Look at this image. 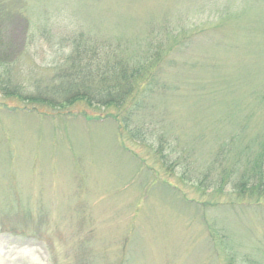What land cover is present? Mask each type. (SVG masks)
Returning a JSON list of instances; mask_svg holds the SVG:
<instances>
[{"label": "rangeland", "instance_id": "obj_1", "mask_svg": "<svg viewBox=\"0 0 264 264\" xmlns=\"http://www.w3.org/2000/svg\"><path fill=\"white\" fill-rule=\"evenodd\" d=\"M81 32L172 49L134 118L0 94V264H264V197L231 183L264 141V0H0V78L32 92Z\"/></svg>", "mask_w": 264, "mask_h": 264}, {"label": "trees", "instance_id": "obj_2", "mask_svg": "<svg viewBox=\"0 0 264 264\" xmlns=\"http://www.w3.org/2000/svg\"><path fill=\"white\" fill-rule=\"evenodd\" d=\"M166 31L167 28L159 33ZM167 34L170 37L172 30ZM174 37L177 38L178 34ZM58 43L59 48L69 47L65 58L61 64L54 67L52 74L33 79L32 92L25 93L21 84L14 82L11 75H7L0 78V94L6 98L32 104L33 108L41 105L62 109L75 104H85L89 108H112L122 111L128 104L133 103L134 118L139 112L149 110L147 104L137 99V96L142 92L149 93L148 95L154 93L150 86L155 83L157 74H160L163 63L168 61L170 56L168 53L172 49L167 46L165 39L157 37L148 45L144 44L138 53H132L128 43L93 39L82 32L64 37ZM174 46L181 47L180 41L174 43ZM121 113L111 117L118 124L119 131L129 139L148 146L161 160L163 167L167 168L166 157L169 156L167 161H172L170 150L175 153L172 143L167 142L163 135L154 136L159 142V145L154 147L140 128L132 131L128 127L131 112L123 116ZM166 147L168 152L165 153ZM263 148L264 141L259 146L258 153L250 151V147L247 149V157L243 159L244 172L240 179L231 182L234 193L239 197L249 196L250 199L256 197L257 203L264 197ZM233 174L227 171L225 180L221 179L222 183L215 187L216 191L222 190L221 185L228 182Z\"/></svg>", "mask_w": 264, "mask_h": 264}]
</instances>
